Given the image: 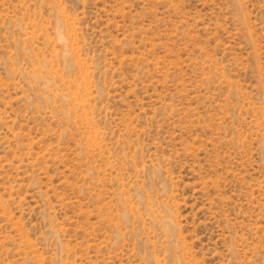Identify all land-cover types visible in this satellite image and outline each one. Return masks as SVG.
Wrapping results in <instances>:
<instances>
[{"label":"rangeland","instance_id":"374dc122","mask_svg":"<svg viewBox=\"0 0 264 264\" xmlns=\"http://www.w3.org/2000/svg\"><path fill=\"white\" fill-rule=\"evenodd\" d=\"M0 264H264V0H0Z\"/></svg>","mask_w":264,"mask_h":264}]
</instances>
